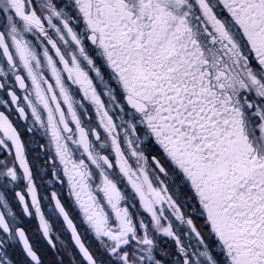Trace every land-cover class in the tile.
Returning <instances> with one entry per match:
<instances>
[{
  "label": "snow or ice",
  "instance_id": "6c2138e0",
  "mask_svg": "<svg viewBox=\"0 0 264 264\" xmlns=\"http://www.w3.org/2000/svg\"><path fill=\"white\" fill-rule=\"evenodd\" d=\"M0 264H264V0H0Z\"/></svg>",
  "mask_w": 264,
  "mask_h": 264
},
{
  "label": "flooded vegetation",
  "instance_id": "af4514ba",
  "mask_svg": "<svg viewBox=\"0 0 264 264\" xmlns=\"http://www.w3.org/2000/svg\"><path fill=\"white\" fill-rule=\"evenodd\" d=\"M25 223L30 226V228L32 230H35L36 229V221L35 219H32V220H26Z\"/></svg>",
  "mask_w": 264,
  "mask_h": 264
}]
</instances>
